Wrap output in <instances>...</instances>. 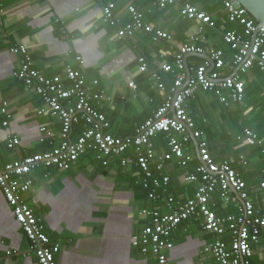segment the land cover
Returning <instances> with one entry per match:
<instances>
[{
    "label": "crops",
    "instance_id": "obj_1",
    "mask_svg": "<svg viewBox=\"0 0 264 264\" xmlns=\"http://www.w3.org/2000/svg\"><path fill=\"white\" fill-rule=\"evenodd\" d=\"M158 1L0 0L2 163L44 153L61 143L60 119L47 113L39 114L47 111L42 98L14 77L20 60L10 52L14 46L25 45L35 68L45 77L64 78L67 66L81 68L76 57H82L86 85L92 92L105 94L103 112L111 123L110 132L116 137L133 136L137 127L164 102L162 93L147 81L148 75L138 73L140 57H146L153 69L163 62L173 64L179 47L190 36L199 38L197 45L205 49L204 55L209 56L212 49H222L229 56L222 29L236 27L225 22L220 3L216 0H176L175 5L161 9L155 5ZM107 3L116 4L115 15L121 26L130 20L128 6L135 4L144 13L145 24L169 33L173 40L153 42L144 33H137L132 38H118V27L103 22L102 8ZM187 4L211 15L218 28H206L199 34L197 22L180 16V8ZM201 37L206 41L201 42ZM204 55L186 56L188 68L205 62ZM259 75L264 76L254 70L244 77L246 94L242 105L225 106L214 94L201 91L195 100L187 103L195 128L203 132L212 156L217 161L231 158L232 167L246 182L257 208H261L264 202V189H261L264 183V120L259 118L260 107L264 106L244 104L251 98L249 87ZM163 79L170 87L175 74H164ZM130 82L137 85L136 91L129 87ZM262 82L264 89V80ZM261 95L264 97V90ZM4 103H7V114L2 113ZM236 108L240 114L258 113L255 126L239 122L241 131L236 135L237 140L228 138L227 144H219L218 138L210 141L205 132L209 130L208 115L216 114L219 120L225 121L231 116L229 112L234 113ZM4 122L8 125L4 126ZM84 128L83 123L75 125L70 139L75 141ZM245 129L257 136L256 143H249L243 137ZM238 137L242 140L239 141ZM11 138L20 141L13 149L7 147ZM153 141L157 155L167 152L161 135ZM185 146L194 161L187 169L181 168L175 160L168 162L165 172L170 178L165 193L183 200L193 197L197 187V183L186 184L183 177L192 172L199 161L194 139L191 138ZM239 156L245 157L246 166L239 163ZM120 161L115 158L104 167L91 158L81 159L69 171L41 168L30 174L34 185L24 199L41 219L51 243L60 246L56 255L58 264H157L153 255H142L132 248V236L148 223L141 211L153 207V203L140 184L138 167L135 164L122 167ZM223 207L226 211L231 210V207ZM217 238L202 229L199 219L182 223L172 234L173 246L168 250L167 264H217L210 254L204 252L205 246ZM222 239L229 240V235ZM261 239V247H264V234ZM29 247V240L16 222L0 188V264H38ZM261 247L251 258V264H264ZM8 251L15 253L8 255Z\"/></svg>",
    "mask_w": 264,
    "mask_h": 264
},
{
    "label": "built area",
    "instance_id": "obj_2",
    "mask_svg": "<svg viewBox=\"0 0 264 264\" xmlns=\"http://www.w3.org/2000/svg\"><path fill=\"white\" fill-rule=\"evenodd\" d=\"M216 1L225 12V22L236 27L232 30L222 29V39L229 47V56L220 49L210 50V61L189 66V78L185 57L205 54V49L197 45V36H190L179 47L173 64L163 62L153 69L146 57H140L138 73L148 75L147 81L162 93L164 102L129 137H116L110 132L111 123L103 112L105 94L92 92L86 85L82 57H76L81 68L67 66L64 78L45 77L35 68L25 45L11 48L10 52L20 59L14 77L42 98L47 111H40L39 114L58 117L62 125L61 143L58 146L14 162L0 161V188L13 210L16 222L29 240V251L34 254L38 264H58L56 255L60 246L51 243L41 219L24 199L34 185L33 178L29 176L41 168L69 171L81 159H88L86 157L90 154L92 161L104 167L115 158H120L122 167L132 164L138 167L140 184L148 200L153 203V207L141 211V216L148 223L131 239L132 248L140 254H151L157 264H167L168 250L173 246V232L183 222L199 219L204 231L218 237L204 248V252L210 254L217 264H251V258L262 244L264 202L261 208L255 206L246 182L232 167V161L220 162L212 156L207 140L203 139V132L195 128L187 103L195 100L201 91L214 94L225 106L242 105L246 94L244 77L254 70L264 74V27L257 30L256 21L248 11L233 1ZM175 4L176 0H159L155 5L166 9ZM115 10V3L105 4L102 17L103 22L118 27V38H132L137 33H144L153 42L173 40L169 33L145 24L144 13L135 4L128 6L130 20L123 26ZM179 13L182 18L198 23L199 34L206 28H218L211 15L193 5H183ZM200 40L205 42L206 38L201 37ZM164 74H175L172 86L167 87ZM129 87L137 90L134 82H130ZM6 108L7 103H4L3 114H7ZM81 123L85 128L72 141L73 127ZM7 125L8 122H4V126ZM159 135L167 146V152L161 155H157L153 141ZM243 137L249 143H256L257 136L250 129L243 131ZM191 138L198 140L200 160L192 172L184 175L183 180L186 184L197 183V187L193 197L183 200L165 193L170 181L165 172L168 162L175 160L181 168L187 169L194 161L195 158L187 153L185 146ZM19 144L18 139L11 138L7 147L13 149ZM239 162L246 165L243 156L239 157ZM261 189H264V183ZM216 194L219 200L214 198ZM219 201L233 208V211L220 215ZM224 235H229V240H223ZM261 252L264 256V247H261ZM14 253L7 252L8 255Z\"/></svg>",
    "mask_w": 264,
    "mask_h": 264
},
{
    "label": "rangeland",
    "instance_id": "obj_3",
    "mask_svg": "<svg viewBox=\"0 0 264 264\" xmlns=\"http://www.w3.org/2000/svg\"><path fill=\"white\" fill-rule=\"evenodd\" d=\"M262 80H264V76L259 75V79L255 80L254 83L250 85L249 88L251 98L247 100L244 105L255 107L258 105L264 106V97L261 95L262 91L264 90L262 87ZM246 108L247 107H245L244 109ZM260 108H262V111L259 113V118L264 120V107ZM231 109L234 108H230V110ZM227 111L229 112V110ZM229 114L231 116L227 117L225 121L219 120L216 114L215 116L211 114L208 115L207 125H209V130H205V132L210 141L218 138L217 140H219V144H227L229 139L233 140L234 138V140H237L236 135L241 131L239 122L255 126V120L258 116V113H256L255 111L250 112L249 114H240L239 108H236V111L234 113L229 112ZM254 161L255 157L252 162Z\"/></svg>",
    "mask_w": 264,
    "mask_h": 264
},
{
    "label": "water",
    "instance_id": "obj_4",
    "mask_svg": "<svg viewBox=\"0 0 264 264\" xmlns=\"http://www.w3.org/2000/svg\"><path fill=\"white\" fill-rule=\"evenodd\" d=\"M231 1H233L235 5L242 6L248 11L251 17L256 21L257 30L260 27H264V0H231ZM190 56L199 57L197 54L190 55ZM204 56L206 57L205 58L206 61H210L208 56L206 55ZM186 73H187V77L189 78L190 73H189L187 62H186ZM193 139L195 141L196 147L198 148V140L195 138ZM203 139H206V137H203ZM197 154H198V150H197Z\"/></svg>",
    "mask_w": 264,
    "mask_h": 264
},
{
    "label": "trees",
    "instance_id": "obj_5",
    "mask_svg": "<svg viewBox=\"0 0 264 264\" xmlns=\"http://www.w3.org/2000/svg\"><path fill=\"white\" fill-rule=\"evenodd\" d=\"M228 47V46H227ZM228 49H229V47H228ZM222 50V49H221ZM224 51V53H226L225 52V50H223ZM230 51V50H229ZM96 92H98V91H96ZM238 138H240V137H238ZM242 139L240 138V140L239 141H241ZM251 146V145H250ZM92 157V155L90 154V155H88L86 158H91ZM240 157V156H239ZM238 157V158H239ZM244 157V156H243ZM219 158V157H218ZM217 160V159H216ZM225 160H227V161H232L231 160V158L230 159H221V160H219L220 162H222V161H225ZM244 161L246 162V165H247V160L245 159V157H244ZM197 163H198V160H197ZM240 163V162H239ZM241 165H242V163H240ZM245 165V166H246ZM236 170V169H235ZM244 180V179H243ZM147 196V195H146ZM214 198H216V199H218L219 200V197H218V195L216 194L215 196H214ZM224 205H223V203L221 202V201H219V208H218V211H220V215H226V214H228V213H231L232 211V208H231V210L229 209L228 211H226V208L225 207H223ZM229 208V207H228ZM231 211V212H230ZM184 223V222H183ZM137 252H139L138 250H136Z\"/></svg>",
    "mask_w": 264,
    "mask_h": 264
}]
</instances>
